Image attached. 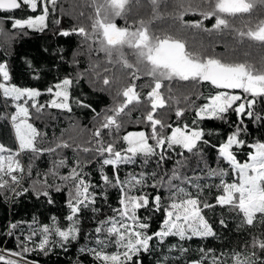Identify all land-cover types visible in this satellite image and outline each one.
I'll return each instance as SVG.
<instances>
[{
	"label": "trees",
	"instance_id": "obj_1",
	"mask_svg": "<svg viewBox=\"0 0 264 264\" xmlns=\"http://www.w3.org/2000/svg\"><path fill=\"white\" fill-rule=\"evenodd\" d=\"M184 2L191 3L193 7H201L205 11L209 10L206 5L202 4V0H184ZM48 7L49 15L43 31L29 28L12 29V21L8 19V17L25 19L29 16L40 15L42 6L36 12H32L27 7L12 12L0 11V62L7 64L11 84L19 88L36 89L41 93L34 102L37 105H44L42 109L37 111L36 108L31 107L33 101L25 105L29 107V122L42 134L37 138V147L55 148L62 141L68 142L71 147L58 148L52 153L44 151L37 154L30 150L24 151L27 165L26 185H24L29 191L22 193L18 191L11 195L13 183L9 177L7 179L11 186L0 189V255L18 260L19 264H100L92 254L81 252V249L99 247L97 239H105L107 233H97L95 229L101 227V222L109 218L114 217L119 221L121 217L115 210L122 207L119 202L121 189L105 185L102 176L106 174L111 177L113 172L118 170L123 180L129 174L139 176L143 172L147 177L146 182L143 186H138V190H133L132 194L148 193L153 196L160 192L163 198L162 203L167 206L171 202L169 199L171 192L167 187L152 188L154 181L151 179V173L170 175L171 170L176 167V161L187 159V165L180 169L181 174L193 177L195 182L201 186L199 195L202 201L215 204L216 197L223 194L222 190L217 187L221 180L227 183L237 180L228 163L219 156V146L235 131L240 118L230 110L224 120L205 118L193 124V120L197 119L195 109L207 102L208 95L215 93L217 89L206 82L195 85L173 81L171 95L180 98V102L177 103L174 99H168L170 94L166 83L161 92L167 102L164 108L157 110L155 118L170 124L172 128L183 127L187 124L189 127L203 129L205 133L203 141L206 143L198 144L199 155L189 153L179 146L171 150L165 147L162 150L156 149L158 154L149 157L147 164L144 163L143 156H137L133 163L118 166L104 165L102 161L109 158V154L101 155L95 151L99 145L93 137L94 130L100 126L106 115H111L110 109L123 102L124 98L118 96L117 93L127 85L135 83L136 91L141 96L140 102H133L126 109V114L121 115L119 119L123 126L119 131L103 130L101 137L103 145L112 143L122 155H128L124 151L128 147L127 142L123 140L124 135L133 130L151 133L146 115L151 110L147 93L154 86L153 81L143 74L133 81L129 72L119 67L112 68L111 65L104 63L105 56L102 52L89 54V45L83 41V37L76 34L60 35L62 30L73 27H90L89 17L94 16V9L89 0H57L55 11L52 10L51 4ZM161 12H174L172 0H169L167 6H161ZM151 15V5L148 4V0H142V6H134L132 15L127 18V23L132 24L134 20L141 18L147 20L151 18ZM252 18L253 20L264 19V10L257 8ZM183 19L191 22L200 20L202 17L198 13L188 12ZM116 23L125 25V19L117 18ZM203 23L204 27L211 28L215 23V18L204 20ZM234 23L237 27L241 26L239 20ZM151 30L161 36L169 34L184 39L193 51H202L201 45H203L207 55L223 54L229 60L240 62L247 60L256 64L257 67L264 66V45L257 42L244 39L242 43H238L231 34L218 36L213 33L210 36L199 29L184 28L179 20H174L167 15L163 20L154 22ZM233 49H235L234 52ZM125 51L130 61L135 63L131 51L127 49ZM97 62L100 63V67L95 72L91 71L90 65ZM105 67L110 68L111 71L104 73ZM97 72L101 73L99 78H97ZM104 75H108L113 83L105 86L103 84ZM65 78L73 80L69 86L71 111L50 106L55 93L54 86ZM0 82H4L2 77H0ZM49 88L53 89L51 93L47 91ZM185 95L190 97L189 101L183 99ZM244 96L246 94H242V97ZM26 99L27 97H22L19 101L13 100L11 97L3 96L0 90V143L12 150H15L18 141L11 117L16 114V105L23 103ZM78 100L90 104L91 108L80 106L76 103ZM177 108L186 109L181 117L175 115ZM254 111L264 116V98H256ZM242 119L243 127L247 131L241 132V138L248 144L264 141V120L254 121L247 116ZM164 132L168 135L171 129L166 128ZM149 143L154 145L155 141L149 140ZM83 148H89L91 151L84 152ZM234 151L240 162L247 160L248 147L236 149L234 146ZM161 152L168 159L158 167L157 162ZM62 159L66 162L65 165L56 170V175L50 174L54 163ZM78 162L80 167L77 170L82 171L86 182L90 183L89 191L93 193L95 203H90L88 207L77 213L75 220L79 232L76 239L64 242L55 234V227L65 230L72 224L67 217L71 215L68 200L73 182L62 180L61 177L68 176ZM29 168L31 169L30 175ZM220 169H224L228 174L223 177L210 174V170L219 171ZM174 183L185 187L186 191L194 196L197 194V189L192 185L182 184L180 181ZM57 188L60 190L57 191ZM43 191H47L49 195L46 197L37 194ZM49 200L52 202L49 203ZM137 215L150 224L149 234L159 231L165 219L163 211L148 212L139 209ZM203 215L212 225L215 236L206 238L193 236L191 239L184 240L178 236H168L163 241L154 237L150 242V250L139 255L140 264H193L201 260L203 264H212L213 256L220 257L222 264L223 262L231 264L228 262L232 261L233 252L250 254L253 251H257L258 255L264 259V253H259L251 246L253 237L264 239V225L256 223L254 226H241L242 214L229 206L217 205L213 209H204ZM221 219L225 221L226 227L220 224ZM127 223L130 224V220ZM13 224L17 227L12 228ZM44 225L52 229V234L49 236L46 251H41L37 246L43 239ZM110 226V224L103 225L104 228ZM34 232L36 235H32ZM29 236L31 239H28ZM111 239L113 243H109L105 249L109 253L117 250L114 244L115 237ZM24 247H27L29 251L22 252ZM202 249L204 251H201ZM15 252H22V254L21 256L12 255ZM0 264L4 262L0 261Z\"/></svg>",
	"mask_w": 264,
	"mask_h": 264
},
{
	"label": "snow or ice",
	"instance_id": "obj_2",
	"mask_svg": "<svg viewBox=\"0 0 264 264\" xmlns=\"http://www.w3.org/2000/svg\"><path fill=\"white\" fill-rule=\"evenodd\" d=\"M89 2L94 9V16L89 17L90 27H73L62 30L60 35L76 34L83 37V41L89 45V54L102 52L105 56L104 63L111 65L112 68L119 67L121 70L129 72L133 81L139 79L141 74L146 75L152 79L154 85L147 93L151 110L146 115V121L151 127V133L139 131L128 132L124 135L123 140L128 145L124 151L128 155H122L121 151H117L112 143L105 146L101 142L103 130L114 129L119 131L123 126L119 119L121 115L126 114L129 105L133 102L138 103L141 99L140 93L136 91L135 83L127 85L117 93L118 96L124 98L123 102L110 109L111 115H106L100 126L93 132V137L99 145L95 151L101 155L109 154V158L102 161L104 165L118 166L133 163L137 156H143L144 163L147 164L149 157L158 154L156 149L165 147L171 150L179 146L189 153L199 155L198 144L200 142L206 143L203 141L205 135L203 129L189 128L187 124L183 127L172 128L170 124L155 118L157 110L164 108L167 102L161 92L166 83L170 94L168 99H174L177 103L180 102V98L171 95V83L173 81L195 85L206 82L217 89L215 94L209 95L208 103L195 109L197 119L193 120V124H197L199 120L205 118L224 120L230 110L234 111L240 120L235 131L219 146V156L228 163L237 180L231 183L221 180L217 187L222 190L223 194L216 197L215 204L202 201L199 195L201 186L195 182L193 177L181 174L180 169L187 165V159L176 161V167L171 170L170 175L168 173L164 175L157 172L151 173V179L154 181L151 185L152 188L163 189L167 187L171 192L169 197L171 202L167 206L162 203L163 198L160 192L153 196L148 193L132 194L133 190H138V186L145 184L147 179L145 173L141 172L139 176L129 174L123 180L120 178L118 170L114 171L111 177L105 174L102 176L105 185L121 189L119 202L122 207L115 210L121 219L117 221L113 217L107 221H102V226L97 227L95 231L97 233L106 232L105 239H97L98 248H82L81 252L92 254L100 264H140L139 255L150 250V242L154 237L163 241L168 236H178L181 240L191 239L193 236L202 238L215 236L216 233L203 215V210L213 209L217 205L229 206L233 210H238L242 214L241 226H254L256 223L264 225V141L248 144L241 138V132L247 131L243 127L242 118L244 116L254 121L264 120V116L254 111L256 98H264V66L257 67L256 64L247 60L242 62L229 60L223 54L207 55L203 45H201L202 51H193L186 40L169 34L161 36L151 30V25L154 22L163 20L167 15L174 20H179L184 28L199 29L210 36L213 33L218 36L231 34L238 43L247 39L264 45V19L253 20L252 18V14L257 8L264 10V0H202V4L209 9L207 11L201 7H193L191 3L186 4L184 0H172L174 12L169 13L161 12V6H167L169 0H148V4L151 5V18L134 20L132 24L127 23V18L132 15L134 6H142V0H89ZM49 4L53 6L52 10L55 11L57 0H0V11L12 12L27 7L32 12H36L42 6L40 15L29 16L25 19L14 17H8V19L12 21V29L29 28L43 31L49 15ZM188 12L198 13L202 19L191 22L184 21L183 18ZM213 17L215 23L211 28L204 27V20ZM117 18H124L125 25L118 26ZM236 20L241 22L240 27L234 23ZM126 49L131 51L135 63L130 61ZM232 51L234 52L235 49ZM99 67L100 63L97 62L90 65V70L95 72ZM109 71L111 69L108 67L103 69L104 73ZM96 75L99 78L101 73L97 72ZM0 77L4 81L0 82V90H2L3 96L11 97L16 101L21 100L22 97H27L23 103L16 105V114L11 117L18 141V150L13 151L0 143V189H3L11 186L5 176L9 177L12 183L19 184L20 182L21 177L17 173L25 171L18 158L21 152L30 150L37 154L44 151L52 153L58 148H68L71 145L62 141L55 148H38L36 141L42 134L31 123L27 122L29 107L25 105H28L29 101H33L31 107L36 108L37 111L42 109L44 105H37L34 102L41 93L36 89L19 88L11 84L6 63L0 62ZM72 83V79L65 78L54 86L57 89L54 95L60 98V102L53 99L50 102L51 107L71 111L68 102V89ZM112 83L113 80L108 75H104L103 84L108 86ZM230 90H241L247 95L242 97V95L234 94ZM47 91L51 93L53 89L49 88ZM248 96L251 99H248ZM183 99L189 101L190 97L185 95ZM76 103L82 107L91 108L90 104L83 101L78 100ZM185 110L177 108L175 115L181 117ZM93 111L95 110L93 109ZM166 128L171 129L168 135L164 132ZM149 140L155 141V144H150ZM234 146L236 149L249 148L246 161L240 162L237 159ZM83 151L88 152L91 149L83 148ZM167 159L168 157L163 152L159 153L158 167L162 166ZM65 163L63 159L54 163L50 174L56 175V170L64 166ZM79 167L78 162L68 176L61 177L62 180L73 182V186L69 190L70 198L68 200L71 215L67 217L69 221H72V224L65 230L55 227V234L64 242L76 239L79 232L75 220L77 213L88 207L90 203H95L94 195L89 191L91 185L86 182L82 171L77 170ZM28 171L30 175L31 169L29 168ZM210 174L223 177L228 173L224 169H220L219 171L210 170ZM158 176L159 179H157ZM175 181L192 185L197 189V194L194 196L186 191L185 187L175 184ZM59 190L57 188V191ZM12 191L15 189L13 188ZM24 191L27 192L29 189H24ZM37 194L46 197L49 195L47 191L37 192ZM51 202L49 200V203ZM139 209L165 213V219L159 231L149 234L150 224L138 217L137 211ZM129 220L132 221L131 224L127 223ZM106 224L111 226L104 228L103 225ZM220 224L227 226L223 219L220 220ZM11 227L15 228L17 225L13 224ZM51 234L52 229L48 225H44L42 228L43 239L37 246L41 251H46ZM32 235H36V233L34 232ZM112 237H115L114 244L117 250L109 253L105 249L109 243H113ZM28 239H31V236ZM251 246L253 249H257L259 253H264V239L253 237ZM28 251L27 247L22 248V252ZM182 251H186V249H182ZM22 252H15L12 255L21 256ZM0 261H3L4 264H19L18 260L6 258L4 255H0ZM193 264H203V260L195 261ZM212 264H222L220 257L213 256ZM232 264H264V259L258 255L257 251L250 254L233 252Z\"/></svg>",
	"mask_w": 264,
	"mask_h": 264
},
{
	"label": "rangeland",
	"instance_id": "obj_3",
	"mask_svg": "<svg viewBox=\"0 0 264 264\" xmlns=\"http://www.w3.org/2000/svg\"><path fill=\"white\" fill-rule=\"evenodd\" d=\"M46 22V21H45ZM61 82V81H60ZM60 82H57L56 84H58V83H60ZM151 90V88L148 90V92ZM57 91V89L55 88V92ZM231 92H233L234 94H240V95H242V94H244V93H242V91L241 90H230ZM68 92H69V89H68ZM212 94H215V93H212ZM247 95V94H246ZM208 97H209V95H208ZM250 99H251V97H249ZM248 98V99H249ZM53 99H56L57 100V102H60V98H57V97H55V95L53 94V97H52V100ZM69 104H70V97H69ZM149 102V104H150V101H148ZM206 103H208V101L207 102H205L204 104H206ZM204 104H202V105H204ZM201 105V106H202ZM200 107V106H199ZM27 122L28 123H30L29 122V120H28V118H27ZM175 127H182V126H175ZM175 127H173V128H175ZM189 128H198V129H201V128H199V127H189ZM140 130H133V131H129V132H139ZM14 133H15V128H14ZM16 136V135H15ZM163 148H160V150H162ZM18 150V144L16 145V148H15V150H13V151H17ZM19 160H20V162H21V164L24 166V169H25V171L23 172V173H17V175L18 176H20L21 177V179H20V182H19V184H15V183H13V188L15 189V191H11V195H13L14 193H17L18 191H22V190H24V189H27L28 187L26 186L25 187V180H26V175H27V165H26V160H25V157H24V151L23 152H21L20 153V155H19ZM244 161H246V160H244ZM244 161H242V162H244ZM8 177L7 176H5V179H7ZM233 181H235V180H233ZM232 181V182H233ZM231 183V182H230ZM25 184V185H24ZM23 187H25V188H23ZM12 188V189H13ZM23 188V189H22ZM132 223V221H130V224ZM228 263H231L232 264V261H229ZM159 264V263H158Z\"/></svg>",
	"mask_w": 264,
	"mask_h": 264
},
{
	"label": "flooded vegetation",
	"instance_id": "obj_4",
	"mask_svg": "<svg viewBox=\"0 0 264 264\" xmlns=\"http://www.w3.org/2000/svg\"><path fill=\"white\" fill-rule=\"evenodd\" d=\"M117 25H118V26H121V27L124 26V25H122V24H121V25H120V24H117Z\"/></svg>",
	"mask_w": 264,
	"mask_h": 264
},
{
	"label": "built area",
	"instance_id": "obj_5",
	"mask_svg": "<svg viewBox=\"0 0 264 264\" xmlns=\"http://www.w3.org/2000/svg\"><path fill=\"white\" fill-rule=\"evenodd\" d=\"M5 63V62H4ZM23 189V188H22ZM24 192V190L21 191V193ZM2 251V250H1Z\"/></svg>",
	"mask_w": 264,
	"mask_h": 264
},
{
	"label": "bare ground",
	"instance_id": "obj_6",
	"mask_svg": "<svg viewBox=\"0 0 264 264\" xmlns=\"http://www.w3.org/2000/svg\"><path fill=\"white\" fill-rule=\"evenodd\" d=\"M159 264H164V263H159Z\"/></svg>",
	"mask_w": 264,
	"mask_h": 264
}]
</instances>
